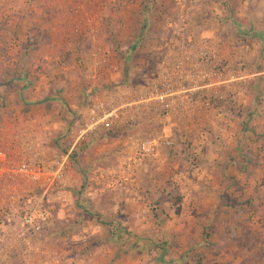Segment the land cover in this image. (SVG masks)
Masks as SVG:
<instances>
[{
    "label": "rangeland",
    "instance_id": "obj_1",
    "mask_svg": "<svg viewBox=\"0 0 264 264\" xmlns=\"http://www.w3.org/2000/svg\"><path fill=\"white\" fill-rule=\"evenodd\" d=\"M19 8L39 27L0 29V264H264V0Z\"/></svg>",
    "mask_w": 264,
    "mask_h": 264
},
{
    "label": "built area",
    "instance_id": "obj_2",
    "mask_svg": "<svg viewBox=\"0 0 264 264\" xmlns=\"http://www.w3.org/2000/svg\"><path fill=\"white\" fill-rule=\"evenodd\" d=\"M146 97L148 98V101L158 99L154 97V94L152 92L146 94ZM114 117L115 115L113 112L108 113L104 115V118H102V121L106 125H110V122H112ZM169 145H170L169 142L160 141V140L144 142L140 145L139 153L144 158L154 157L158 155V152L162 147L169 146ZM63 166L64 164L63 163L61 164L60 162L59 164L56 165V171H54V175H53L55 179L61 178ZM44 172L48 174L49 168H45ZM17 173L25 178L33 180L34 182L39 181L40 178L42 177L41 172L37 171L35 168H32L30 165H27V164H22L18 168ZM2 175H3V170L0 168V177ZM49 219H50V216L47 210L34 209L26 213L25 216L22 218L21 227L24 230L25 234H28L29 236L38 235L44 231V229L46 228L49 222Z\"/></svg>",
    "mask_w": 264,
    "mask_h": 264
},
{
    "label": "crops",
    "instance_id": "obj_3",
    "mask_svg": "<svg viewBox=\"0 0 264 264\" xmlns=\"http://www.w3.org/2000/svg\"><path fill=\"white\" fill-rule=\"evenodd\" d=\"M23 1L24 0H0V29H9L12 31L7 38L10 45L21 46L28 38L33 39L37 34H34L32 29L33 27H39L35 24L37 21L35 22L33 20L32 23L28 21V18L31 17L33 13L39 12L40 10H20L19 7L22 5ZM43 1L46 2V0ZM47 25L48 24H42L41 31H47V33H49V26ZM37 31L38 30H36V32ZM11 39L13 40L11 41ZM36 39L41 45V38L37 37Z\"/></svg>",
    "mask_w": 264,
    "mask_h": 264
}]
</instances>
